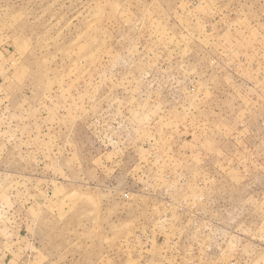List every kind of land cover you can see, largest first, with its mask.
I'll use <instances>...</instances> for the list:
<instances>
[{
  "label": "rangeland",
  "instance_id": "rangeland-1",
  "mask_svg": "<svg viewBox=\"0 0 264 264\" xmlns=\"http://www.w3.org/2000/svg\"><path fill=\"white\" fill-rule=\"evenodd\" d=\"M0 264H264V0H0Z\"/></svg>",
  "mask_w": 264,
  "mask_h": 264
}]
</instances>
